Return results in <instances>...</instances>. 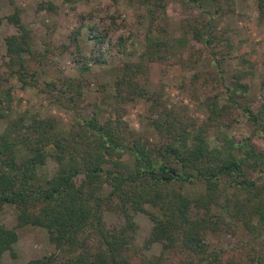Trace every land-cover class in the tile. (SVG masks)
Here are the masks:
<instances>
[{
    "label": "trees",
    "instance_id": "trees-1",
    "mask_svg": "<svg viewBox=\"0 0 264 264\" xmlns=\"http://www.w3.org/2000/svg\"><path fill=\"white\" fill-rule=\"evenodd\" d=\"M169 1L127 0L145 21L143 40L136 57L111 66L109 78L100 83L108 89V107L93 101L87 114L79 106L87 62L103 63L102 52L77 64L76 77L58 71L40 79V90L51 101L72 109L67 124L14 100L10 86L0 88V118L5 119L0 129V209L12 204L15 226L43 227L64 253H45L22 264H264V148L250 133L235 138L229 132L236 117L244 116L251 133L264 139L263 113L253 111L249 84L240 80L250 74L255 60L241 54V66L226 77L225 58L232 45L218 23L232 10V0H175L197 12L176 28L166 14ZM254 4L257 18L264 19V0ZM38 8L56 12L57 4L43 0ZM2 19L11 30L3 37L0 66L5 75L0 78L14 77L19 82L15 90L35 87L48 48L33 46L19 7L0 15ZM84 25L95 44L105 40L106 32L95 24H79L70 36L76 51ZM121 41L118 36L116 42ZM61 46L64 51L66 45ZM199 59L211 67L202 76L213 87L199 100L203 118L189 113L186 105L168 102L163 81L169 64ZM260 83L264 85V72ZM135 99L144 104L138 129L123 117L125 105ZM209 127L214 144L208 141ZM48 157L54 162L51 172ZM106 211L122 220L108 225ZM135 211L151 219L139 244L133 240ZM15 226L0 221V256L11 251ZM218 233L231 240L211 244L207 234ZM152 242L160 244L159 250L147 255L143 249Z\"/></svg>",
    "mask_w": 264,
    "mask_h": 264
},
{
    "label": "rangeland",
    "instance_id": "rangeland-1",
    "mask_svg": "<svg viewBox=\"0 0 264 264\" xmlns=\"http://www.w3.org/2000/svg\"><path fill=\"white\" fill-rule=\"evenodd\" d=\"M43 0H0V15H5L15 6L20 8L21 20L30 29L33 46L39 50L48 48L45 57L47 63L41 65L42 72L35 87L27 86L22 90H15L19 82L14 77L0 78V88L10 86L13 99L20 101L29 109L36 110L40 115L54 114L62 122L68 123L72 116V109L64 107L48 98L47 93L40 90L43 86L40 79L53 77L59 74L78 76L80 74L77 64H81L86 57H94L102 52L104 62L88 61L89 69L84 72L85 86L82 88V100L79 102L82 113L89 114L93 101L98 102L101 108L108 107L110 97L106 94V85L100 83L109 78L110 68L123 60L134 59L142 45V34L145 21L140 20L138 9L127 0H78L67 4L61 0H51L57 4L56 12L46 8H38ZM232 10L226 12L219 19L218 29L223 31L231 41L229 55L225 58L226 77L237 66L239 56L246 53L255 60L249 69L250 74L241 78L249 84L250 106L253 111H262L264 124V85L260 83L264 72V19L257 18L254 0H232ZM196 10L175 0H170L166 7V14L172 28L180 22H185L196 15ZM95 24L106 32L105 40L101 45L95 44L87 37L86 26L81 27L79 37V51L70 42L72 30L79 24ZM11 26L4 19L0 22V55L4 52L3 37L9 33ZM118 36L121 42H116ZM62 44L66 45L64 51L60 50ZM122 50V51H120ZM87 61V60H86ZM246 67V65H242ZM211 67L205 60L199 59L195 63L186 65L171 63L163 77L165 98L168 102L186 105L187 111L199 118L205 116V110L200 104L204 93H212L213 87L202 73ZM0 66V76L5 75ZM199 71L197 79L191 76ZM227 80V79H226ZM142 99H135L125 105L124 119L132 128H139V114L143 111ZM105 113V112H104ZM5 119L0 118V129ZM229 132L239 138L242 134H251L252 141L260 148H264V139L257 133H251L250 122L244 116L236 117ZM213 127L208 129V141L214 144ZM46 168L49 172L54 169L53 160L48 157ZM146 208L150 209L149 206ZM105 222L108 225L122 220L115 212H104ZM133 219L137 224L134 232V242L139 244L146 236L151 226V219L144 211L133 212ZM0 221L6 226H15V207L5 203L0 209ZM17 239L11 245V251L5 250L0 256V264H22L26 259L49 252H57L58 256L64 253L57 250L49 241L46 230L38 225L24 224L15 226ZM207 239L214 245H225L231 237L227 233L207 234ZM160 244L152 242L143 249L145 254L157 253Z\"/></svg>",
    "mask_w": 264,
    "mask_h": 264
}]
</instances>
